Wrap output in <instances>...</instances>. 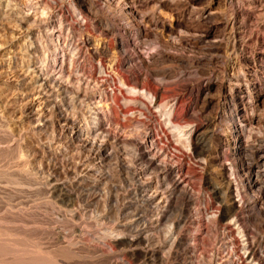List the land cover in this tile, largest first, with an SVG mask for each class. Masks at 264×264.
Listing matches in <instances>:
<instances>
[{"label":"rangeland","instance_id":"374dc122","mask_svg":"<svg viewBox=\"0 0 264 264\" xmlns=\"http://www.w3.org/2000/svg\"><path fill=\"white\" fill-rule=\"evenodd\" d=\"M16 1L0 0V264H208L213 254L230 251V238L216 224L209 223L206 216L218 208L222 213L225 211V185L218 166L224 163L226 169L230 167L233 144L229 122H218L211 127L216 130L207 144L211 151L221 154V159L203 172L195 166V173L204 178L199 182L192 178L188 186L194 199L190 211L182 212L179 202L165 204L164 196L155 191L156 171H145L144 163L136 158L130 144L144 140L145 119L126 128L116 127L107 119L106 105H99L103 127L109 132L100 141L88 132L92 125L89 108L98 107L93 98L98 82L87 74L76 79L64 76L56 85L50 83V87L46 73L52 55L40 27L42 19L43 23H50L51 19L45 17L49 8L38 9L35 18L25 20L19 34L12 30L15 18L21 16ZM195 1L198 7L226 17L231 15L230 1L234 0ZM263 1L251 3L249 8L255 7L264 15ZM249 2L235 0L234 4ZM150 6L148 0L138 3L143 11H148ZM207 21L199 28L186 24L181 29L189 35L204 34L214 23L213 19ZM221 28L210 34L225 33ZM62 33L66 36L70 31L63 27ZM148 38L139 49L141 52L153 50V36ZM92 39L93 45L101 42L97 34ZM28 45L31 47L26 49ZM165 45L159 46L162 58L158 66H162L151 78L167 82V92L186 96L191 112L200 121L198 131L208 130L206 117L212 120L221 111L228 113V98L222 85L229 83V74L240 73V67L247 68V81L255 85L253 94L259 95L258 113L264 116V36L260 37L256 53H251L247 45L239 53L241 61L234 56L220 57L211 64H202L198 70L203 73L198 77L194 76L196 68L178 65L174 57L202 56L203 51L192 48L191 52L190 46L185 50L172 43ZM225 48L234 54L240 51L238 47ZM90 56L87 52L77 57L74 54V66L93 70L96 61ZM34 68L46 80L43 86L42 79L36 80ZM195 79L201 85L211 83V100L202 116L193 109L192 98L198 89ZM64 84L67 93H63ZM236 95L242 96L245 105L241 109L245 119L250 120L252 100L247 97L246 88L237 89ZM168 108L169 104H161L159 109L166 114H157L161 121L169 116ZM246 127L253 135L264 137V126L252 123ZM113 135L119 140L113 139ZM120 139L130 145L119 142ZM99 144H102L101 157ZM178 144L180 149L184 147L183 143ZM178 152L172 151L173 162L183 159L181 151ZM167 160L171 164L170 158ZM144 191L153 193L155 198L145 202ZM247 226L250 237L261 239L264 247V214H255ZM178 233L179 242L174 246L173 239ZM134 237L137 238L131 240ZM153 250L155 257L151 256Z\"/></svg>","mask_w":264,"mask_h":264},{"label":"bare ground","instance_id":"6f19581e","mask_svg":"<svg viewBox=\"0 0 264 264\" xmlns=\"http://www.w3.org/2000/svg\"><path fill=\"white\" fill-rule=\"evenodd\" d=\"M234 1H230L233 6L231 15L224 17L218 15L215 10L198 7L195 0H148L151 4L148 11L139 9L140 0H19L16 2L21 16L15 18L12 30L21 33L25 20H30L32 16L35 18L38 9L49 8L45 17L51 19L50 23L45 24L44 19L40 20V27L44 30V37L49 42L48 48L52 55L48 64L50 68L46 73L48 83L56 85L64 76L76 79L85 74L89 79L98 82L97 92L93 94L98 107L89 108V123L92 125L87 129L97 140H102L109 132L103 127L101 120L99 111L102 110V105H106L109 110L108 121L116 127L126 128L133 122L138 123L139 119H145L144 140L130 144L136 152V158L144 163L145 171H156L155 191L164 196L165 204L179 202L182 212L190 211L193 204V193L188 188L191 179H198L199 182L204 178L198 172L199 175L195 173V166L203 172L212 162L221 159V154L216 150L211 151L207 144L208 138L213 136L216 130L211 129L212 125L228 121L230 140L233 144L230 167L227 166L226 169L224 163L218 166L221 167L220 173L225 185V211L222 213L218 208L217 212L206 216L209 223L216 224L217 228L220 227L222 233L230 238L231 250L223 255L213 254L208 264H264L262 240L251 238V230L247 226V221L255 214H264V137L253 135L246 127L252 123L264 126V116L258 113L259 95L253 94L255 85L247 81V68L240 67V73L229 74V83L222 85L223 93L228 98V113L221 111L219 117L212 120L206 117L208 130L202 131H198L200 121L194 112H191V105L186 103V96L177 94L179 92H167V82L151 78L157 68L162 66H158L162 58V44L166 46L165 44L172 43L182 49L190 46L191 52L194 51L192 48L203 51L202 56L174 57L178 65L189 64L196 68V77L203 73L198 70L202 64H211L220 57L234 56L241 61L239 53L245 50L247 45L249 51L254 53L260 44V37L264 36V15L255 7L249 6L263 0H249L248 4H234ZM209 19H213L214 23L211 27L208 26L204 34L189 35L182 30L186 24L199 28ZM219 26L225 33L211 35L210 33H214ZM63 27L70 31L66 36L62 35ZM96 34L101 37V42L93 45L92 38ZM149 36H153V50L141 52L139 49L145 46V40ZM26 37L31 38L28 35ZM30 45L26 49L30 48ZM224 46L227 49L228 46L232 49L238 47L240 51L234 54L235 52L223 50ZM82 52L89 53L96 61L93 70L74 66V54L77 57ZM33 72L37 81L42 79V86L46 84L39 70L34 68ZM195 81L198 89L192 98L193 109L197 115L202 116L211 100V83L201 85L199 79ZM243 86L246 88L247 97L252 100L250 106L253 117L250 120H246L245 113L242 112L241 108L245 105L242 96L236 95L237 89ZM192 88L191 85L188 90L191 91ZM62 90L67 93L66 84L62 86ZM162 103L169 104V116L163 121L158 117L165 114L159 109ZM114 135L112 138L119 140ZM119 142L129 144L124 139ZM179 142L183 143L182 149L176 146ZM101 145L99 144L97 149L99 157L103 155ZM172 151H181L183 159L173 162L175 155ZM169 158L171 164L167 162ZM190 174L194 176L190 177ZM143 193L145 202L155 198L153 193ZM178 238L179 233L173 239L174 246L178 244ZM153 251L150 252L152 257L156 254Z\"/></svg>","mask_w":264,"mask_h":264}]
</instances>
